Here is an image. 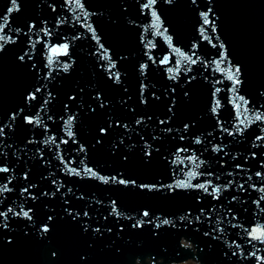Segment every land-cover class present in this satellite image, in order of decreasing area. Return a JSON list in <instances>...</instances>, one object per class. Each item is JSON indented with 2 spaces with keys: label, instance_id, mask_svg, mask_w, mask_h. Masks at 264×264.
<instances>
[{
  "label": "water",
  "instance_id": "1",
  "mask_svg": "<svg viewBox=\"0 0 264 264\" xmlns=\"http://www.w3.org/2000/svg\"><path fill=\"white\" fill-rule=\"evenodd\" d=\"M147 2L84 0L87 12L94 13L88 19L99 43L84 26L83 19L75 20L71 11L74 5L66 0H18L20 10L8 14L6 21H0V26L6 23L13 30L22 29L19 35L15 31L9 33L16 39V44H6L4 52H0V121L9 123L12 112L24 108L12 127L5 129V136L0 137V162L6 161V165L0 163V166L9 167V172L0 173V185L7 184L12 189L0 193V211L13 202V207L18 204H24L25 210L31 207L33 213L30 214L36 227H40L48 215L54 218L46 238L32 227V221L10 218L9 228L0 229V264H153V256L155 264L188 261L261 264L257 257L264 258V244L253 242L255 248L248 244L242 229L229 224L231 216L226 210L231 208L237 217L232 224H243L246 228L264 224V214L254 215L256 205L253 203L264 196V192L259 191L264 187V179L256 175L264 171V140L257 139L264 137V122L257 121L246 127L240 125L234 106L236 96L240 95L249 101L246 107L250 113L257 109L264 113V108L260 107L264 105V95H261L264 93V0H195V3L193 0H172L171 3L156 0L155 5L144 8ZM49 4L56 6L55 12ZM209 4L215 13V16L209 14V19L215 21V29L210 24H203L201 13L208 11ZM10 7V0H0V16H5ZM152 11L160 17L159 34L153 26ZM57 17L67 19V23L60 24L58 29ZM45 20L47 27L55 33L51 38L44 37L50 39L52 46L63 44V37H80L67 41L71 60L66 56L54 57L61 66L64 62L74 61L72 68L68 72L60 71L55 79L49 80L43 77L49 71L47 58L52 53L43 43H37L35 49L30 47L38 39L36 32L45 27ZM33 23L37 28L29 32L26 25ZM201 28L205 29L203 33ZM166 37L171 38V43ZM221 42L232 65L238 64L242 69L240 78L244 83L239 86L238 93L232 91V83L226 79V74L216 69L214 62L224 50L219 47ZM214 44L217 46L213 47ZM105 49L116 64L112 71L119 73V83L107 75ZM175 49L189 56L195 52L196 56L192 58L198 56L199 60L196 64L184 61L177 65L181 57ZM25 51L32 57L31 60L26 57V63L18 59ZM165 57L170 61L167 64L162 63ZM33 63L36 68L31 67ZM142 64L148 65L143 74ZM169 67L181 69L174 80L169 78L173 75L167 71ZM52 68L55 75L57 66L53 64ZM37 88L39 92H36ZM216 89L220 91L216 92ZM49 91L55 99L49 101L45 112L42 105L48 99ZM97 91L106 100L104 109L93 99ZM33 93L37 99L29 106L25 97ZM73 96L75 100L70 99ZM173 98L176 103L169 112ZM90 107L96 111H90ZM213 108H216L215 112ZM70 111L79 113L72 127L77 144L72 143L64 129ZM37 114L47 128L22 120L23 116L35 118ZM169 116L172 119L167 125L159 124V120ZM141 118L144 123L138 125L136 121ZM115 121L120 122L119 127ZM110 122L112 126L107 134L100 133L99 129L108 127ZM185 124L189 125L186 132ZM221 126L234 135L222 131ZM164 127L172 128V132H163ZM237 127H244V133H238ZM197 137L201 140L199 144L195 143ZM97 139L101 142L97 143ZM62 140H68V143ZM145 142L151 145L150 162L145 157L149 150ZM4 144L11 147H4ZM79 144L85 146L87 155L78 151ZM37 148L41 149L43 158ZM181 148L187 151H177ZM193 153L204 161L197 169L204 175L192 183L211 180L214 185L221 186L219 200L197 189L176 188L173 193L165 187L163 192H149L131 185L105 184L87 175L83 178L72 175L68 170H79L86 165L104 177L135 179L138 184L170 185L187 179L186 173L193 167L192 162L184 160L181 164L180 160ZM209 172L211 176L207 175ZM29 185L32 187L28 191L37 199L29 197L25 202L23 198L28 193H22V189ZM4 197L7 200L3 201ZM113 200L117 202V211L122 213L119 217L112 212ZM65 208L79 212L80 218L72 221ZM144 209L175 220L176 228L165 225L157 230L156 236L152 234L151 225L132 229L130 225L134 221L125 217ZM85 212L87 216H84ZM181 216L192 221L187 228L184 226L187 220L181 222ZM197 216L200 221L195 219ZM218 220L222 221L219 227L224 229L223 233L219 229L212 231L217 228ZM84 223L91 226L87 232L83 231ZM121 226L123 231H120ZM95 228L101 232L92 231ZM109 228L111 232L107 231ZM205 231L212 232L218 239L206 237ZM233 241L240 248H235ZM233 249L237 256L230 259L224 256L225 251ZM241 251L242 256L239 255Z\"/></svg>",
  "mask_w": 264,
  "mask_h": 264
},
{
  "label": "snow or ice",
  "instance_id": "2",
  "mask_svg": "<svg viewBox=\"0 0 264 264\" xmlns=\"http://www.w3.org/2000/svg\"><path fill=\"white\" fill-rule=\"evenodd\" d=\"M12 7L8 8V12L5 16H0V21H6V16L8 14H11L13 11H19L20 10V5L18 3V0H10ZM67 3L74 5V7L71 8V11L74 14L75 20L76 21H80L81 19H83L84 21V26L86 28L89 29V31H91L93 33V38L97 40V43H99V37L95 35V29L92 27L91 23L89 22V16L90 15H94L93 14H89L87 12V9L85 7V3L84 0H66ZM169 3L172 2V0H168ZM156 0H148L147 3H145L143 5L144 8H149L152 5H155ZM193 3H195V0H193ZM48 7L55 12L56 11V6L54 4H49ZM199 7V6H198ZM209 14H211L212 16H215V13L212 12V6L211 4L208 5V11L207 12H202L201 15L203 16V24L204 25H211L212 29H215L216 25H215V21L214 20H210L209 19ZM152 16L155 17V24L153 25L159 34V30L161 28V21H160V17L157 15V13L155 11H152ZM58 20V24H57V29L59 28L60 24H65L67 23V19L66 18H61V17H57L56 18ZM45 27L40 28L37 32L36 35L38 37V39L34 42L31 43L30 47L32 49H35V46L37 43H43L48 47V50L50 53H52V55H49L47 58V67L49 68V71L44 75L43 79L45 80H49V79H55L57 75L60 74V71L63 72H68L71 68H72V64L74 63V61H72V63H67L64 62L61 66V62L59 60H55L54 57L55 56H66L68 57L69 60H71V52H70V45L67 42L68 40H77L80 37L74 36V37H63V39L65 40V42L59 46H52L50 39H44V37H48L51 38L53 35H55L54 31L52 29H49L47 27V20L44 21ZM5 27L8 28V31L5 32ZM26 27L29 28V32H32L33 29L37 28V25L35 23L31 24V25H26ZM12 31H15L17 33V35H19L22 31L21 28H16L15 30H13L10 26H7V24L5 23L3 26H0V52H4L5 50V45L6 44H12L15 45L16 44V39L10 35L9 33H11ZM164 31L166 32L167 29H164ZM205 31L204 28H201V32L203 33ZM40 33H43V35L41 36ZM25 36H28V33H23ZM169 40V43H171V38L170 37H166ZM207 38V37H205ZM154 47V45H152ZM217 45H213V47H216ZM101 48H103V45H100ZM219 47L221 49H224L221 53H220V57L218 60H216L214 63L216 64V69L219 70L222 74H226V79L228 81H231L232 83V91L238 93L239 92V86L241 84H243L244 82L241 80V74H242V69L241 67L237 64L235 66L232 65L231 60L228 58V52L227 49L225 48L224 44L221 42ZM176 53L181 57V59L179 61H177V65H181L184 61H187L190 64H196L197 60H199V57L197 56L196 59H193V56H196V53L193 52L191 56L186 55L184 52H181L180 49H175ZM26 57L28 60H31V55H29V53L27 51L24 52L23 55H20L18 57V59L20 61H24L25 63L26 61ZM104 58L108 60V68L106 69L107 71V75L109 77V79L115 78V81L117 83H119L120 77H119V73L118 72H113L112 69L116 68V64L113 62L112 57L110 55H108L107 49H105L104 51ZM169 58L165 57L164 60L162 61V63H169ZM55 64L57 66V69L55 70V75L53 74V68L52 65ZM221 65H225V67H221ZM32 68H36V65L33 63L31 65ZM101 68H104V65H100ZM141 71L143 74V71L145 69L148 68L147 64H142L141 66ZM180 67H169L167 69L168 72L173 73L172 76H170V79H176L177 76L180 73ZM191 69H186V71H190ZM189 79H194V77H190ZM40 89L37 88L36 92H39ZM81 91H83V89H81ZM220 89H216V92H219ZM172 92L175 93V88L172 89ZM155 95V94H153ZM184 95L187 97L188 96V92L185 91ZM261 95H264V93H262ZM25 99L29 102V106L31 104V101L36 100L37 97L35 95V93L27 95L25 97ZM51 99H55V97L52 95L51 91L48 92V99H46L44 101V104L42 105V110L43 111H47V105L49 103V101ZM70 99L75 100L76 98L70 97ZM93 99L97 100L98 103V107L101 109H104L106 107V100L103 99V97L101 96V93L99 91L96 92L95 96L93 97ZM156 99H159V97H156ZM175 99L173 98L172 100V107L169 108V112H172V108L175 106ZM249 104V101L244 97V96H240L237 95L234 101V106L237 112V119L239 121L240 125H244L245 127L248 124L251 123H255L257 121H261L264 122V113L259 112V110H255L253 112L250 113V110L246 107ZM219 102L217 101L216 104V108H218ZM65 109H68V105L65 104L64 105ZM261 108H264V105H260ZM216 108H213V112L216 111ZM253 108H255L253 106ZM90 111L95 112L96 108L94 107H90ZM24 112V108H20L19 111H14L12 112L11 116L8 117L9 123H3L2 121H0V124H3L2 127H0V137L5 136V129L6 128H11L12 125L16 122L17 117H20L21 114ZM249 113L251 118H249ZM172 115H175V113L173 112ZM243 116V119H240V117ZM49 119H52L51 116L48 117ZM79 118V113L78 112H68L67 113V120L65 121L64 124V129L66 132L67 137H69L72 140L73 144H77L79 143L76 139H75V133L72 131V127H73V121L77 120ZM61 119L63 120L64 117L62 116ZM149 120H151V117H148ZM172 119V116H169L166 120H159V124L160 125H167L168 121H170ZM23 122L29 124V125H34V126H40L43 125L45 128H47V125L44 124L43 119L39 116V114H37V116L35 118H33L32 116H23L22 117ZM136 123L138 125H141L144 123L143 119H138L136 121ZM115 125L117 127L120 126V122L119 121H115ZM112 126V122L109 123L108 127H101L99 129L100 133L103 134H107L108 128H110ZM124 127L126 128L127 125H124ZM222 127V131L227 132L228 135H234L233 132L229 131L226 128ZM189 128L188 124L184 125V131L186 132ZM163 132H172V128L170 127H164L161 129ZM177 131H179V129H177ZM236 131L240 134H243L245 131L244 127H237ZM141 139H143V137H141ZM153 139H156V137L154 136ZM180 139L183 140L184 136L181 135ZM257 139L259 140H264V137H257ZM34 141H29V143H32ZM49 141H45V143H48ZM52 142L54 143L55 140L53 139ZM63 143L67 144L68 140H62ZM97 143H100L101 140L97 139L96 141ZM121 144H123V139H121L120 141ZM195 143L199 144L201 143V140L197 137L195 140ZM4 147H11V145H3ZM57 147H59L57 145ZM145 147L146 149H149L148 151L145 152V157L146 160L148 162H150L151 160V156H152V151H151V145L147 144V142H145ZM216 150V149H214ZM78 151L84 152L85 155H87V149L85 148V146L83 144H79V148ZM158 151V150H157ZM177 151H187L186 148H181L178 149ZM37 152L41 153V157L43 158V153L41 151V149L37 148ZM2 155H7V153H3ZM253 155L255 156V153H253ZM124 159H127V156L124 157ZM184 160H190L192 162L193 167L187 171L186 176L187 179H181L178 180L175 184H170V185H164V184H143V183H137L135 179H126V178H120L117 179L116 176H111V177H104V176H100L99 173L97 171H95L93 168L91 167H87L86 165L81 168V169H74V168H70L68 169L69 172L72 175L75 176H81L82 178L87 175L91 178H95V179H99L101 181H103L105 184L108 183H115V184H119V185H125L126 187L131 185L134 188H138V189H147L149 192H163V189L165 187H167L169 192H175L176 188H180V189H197V190H202L204 193H206L209 196H212V198L214 200H219L220 199V194L222 191L221 186H217L214 185L212 183L211 180H207L198 184H193L192 181L194 179H196L199 176L204 175V173H201L199 171H197V169H199L201 167V165L204 163V161L199 160L198 157L195 156V153H193L192 156H187L184 159L180 160V163L183 164ZM0 163H4L6 165V161L5 162H0ZM81 163L83 164V161H81ZM239 167V166H238ZM9 172V167L7 166H0V173H7ZM207 175L211 176L212 173L209 172L207 173ZM256 175L258 177H261L262 179H264V171L261 172H257ZM27 173L25 174V179H27ZM249 179H251V177H249ZM8 183H11V179L8 178ZM231 184V181L229 182V185ZM32 187V185H29L28 187H25L22 189V193H28V196H25L23 199L26 202L28 200L29 197H31L32 200H36L37 197L32 195L31 192L28 191V188ZM228 186H224V189L226 190ZM241 189L244 188V185H240L239 186ZM253 187H255L253 185ZM209 189H211V191H209ZM12 189L7 187V184L4 185H0V193L3 192H11ZM246 191V189H245ZM259 191L264 192V187H261L259 189ZM44 195H48L47 193H44ZM52 195L54 196L55 193H52ZM233 199L235 200L236 197L234 196ZM7 200V197L3 198V201ZM261 201H264V196H261L259 199L253 201V203L256 205V209L254 212V215L256 213H260V214H264V206H261ZM65 203H67V201H65ZM97 203H99V201H97ZM13 204H15V202H13ZM13 204H8L7 207L4 208V210L0 211V217H2L3 219L0 220V229H5L7 230L9 228V219L13 218V217H20L22 219H25L26 221H32V227H36L35 222L33 221V215L30 213H33V209L31 207L27 208V210H25L24 204H18L15 207H13ZM116 204L117 202L115 200L112 201V212L115 213L118 217L122 215V213H120L119 211H117L116 209ZM19 209L18 211L16 209ZM227 214L231 216V219L228 221L229 224L231 225V227L233 228H241L243 233L247 236V243L251 244L253 248L256 247V244L253 242H259L261 244H264V224H260L257 223L256 226H252L250 228H246L244 227L243 224H232V220L237 219L236 215L233 213V210L231 208H228L227 210ZM65 213L67 214V217H70L72 221H76L80 218V213L76 212L73 213L71 211L70 208H65ZM201 213H203V209H201ZM112 213H110L111 215ZM88 213L85 212L84 216H87ZM137 215L139 216V218H137ZM191 214L189 213L188 216H190ZM53 216L52 215H48L46 220L42 223V225L40 227H36V231L39 233V235L42 238H46V234H48L51 231V228L49 227V224L53 221ZM105 219H107V217H105ZM125 219H127L128 221H134L133 223H131L130 227L132 229H143L146 225H151L153 226V236L157 235V230L161 229L163 226L168 225L171 228H176L177 224L175 220H170L168 219L166 216L162 217L159 215H156L154 213H152L150 210L144 209L142 212H139L138 214L136 213L135 215H129L126 216ZM195 219L197 221H200V216L195 217ZM181 222H184L185 220H187V223H185V228L188 227V224H191L192 221L190 219H188L185 216H181L180 217ZM220 223H222V221L218 220L217 221V228L213 229L212 231H216L217 229H219V231L221 233H223L224 229L220 228L219 225ZM27 227H29V225H27ZM89 227H91L90 225H88L87 223H84L82 225L83 231L87 232ZM123 227H120V231H123ZM199 229H197L198 231ZM92 231L100 233L101 229L99 228H95L92 229ZM107 231L111 232V229H107ZM204 235L206 237H211V239L216 240L218 239V236H213L212 232L209 231H205ZM9 243H11V239H9ZM233 244H235V241H233ZM187 246V245H186ZM229 248L232 249V244L229 245ZM235 248H240L239 244H235ZM229 253L231 254V256H229ZM53 256H55V253H52ZM238 253L237 251H235L234 249L229 251H225L224 252V256L228 257L229 259L231 257H235L237 256ZM239 255H243V251H241L239 253ZM250 255L255 256V253H251ZM246 258V257H245ZM155 256L152 257L153 260V264H155ZM257 259L261 262V264H264V258L261 257H257Z\"/></svg>",
  "mask_w": 264,
  "mask_h": 264
},
{
  "label": "rangeland",
  "instance_id": "3",
  "mask_svg": "<svg viewBox=\"0 0 264 264\" xmlns=\"http://www.w3.org/2000/svg\"><path fill=\"white\" fill-rule=\"evenodd\" d=\"M180 264H197V263L196 262H193V261H188V262L180 263Z\"/></svg>",
  "mask_w": 264,
  "mask_h": 264
},
{
  "label": "bare ground",
  "instance_id": "4",
  "mask_svg": "<svg viewBox=\"0 0 264 264\" xmlns=\"http://www.w3.org/2000/svg\"><path fill=\"white\" fill-rule=\"evenodd\" d=\"M185 263V262H184ZM176 264H180V263H176Z\"/></svg>",
  "mask_w": 264,
  "mask_h": 264
}]
</instances>
